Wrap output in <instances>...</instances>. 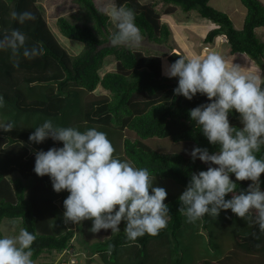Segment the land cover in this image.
Segmentation results:
<instances>
[{
    "label": "trees",
    "instance_id": "16d2710c",
    "mask_svg": "<svg viewBox=\"0 0 264 264\" xmlns=\"http://www.w3.org/2000/svg\"><path fill=\"white\" fill-rule=\"evenodd\" d=\"M209 1L114 3L134 11L142 37L155 45H166L171 40L169 26L161 21L162 14L183 12L189 16L195 12L217 25L203 39L205 45L225 36L230 54H244L264 71V42L256 32L264 28V4L240 0L246 16L243 28L237 30L229 16L211 7ZM72 3L78 14L59 17L56 26L64 38L82 45L76 55L59 44L37 0H0V36L19 29L26 35L28 47L42 49V54L32 59L20 55L18 65L9 51H0V96L4 99L0 120L15 125L10 132L0 131V224L4 219L17 220L19 228L36 234L31 246L33 261L45 253L67 258L75 237L63 216L68 192H55L47 175L40 177L33 171L37 151L63 145L51 138L41 144L29 141L34 127L51 119L58 126L81 131L95 127L105 132L114 155L148 169L154 186L167 192L164 203L170 218L157 235L146 234L129 241L123 221L119 232L102 229L95 235L91 249L100 264H264V233L254 223V213L243 219L231 210H222L217 217L205 214L189 223L178 212L179 196L191 174L208 167L199 159L193 161L188 153L193 147L207 148L210 153L218 150L189 117L190 109L210 101L201 94L192 100L174 94L177 78L163 75L162 54L112 46L109 38L114 26L94 0ZM159 5L166 6L163 13ZM25 10L35 18L17 23L11 13ZM180 56L173 52L167 61L171 64ZM108 57L115 60L114 70L101 74ZM260 85L264 87V81ZM98 87L108 94L96 93ZM229 122L241 127L235 111L229 114ZM152 139L170 140L175 147L171 152L160 151L148 143ZM255 154L264 158V145ZM231 178L237 192L246 191L251 183L235 181L234 175ZM260 180L264 190V174ZM100 233L105 236L100 237Z\"/></svg>",
    "mask_w": 264,
    "mask_h": 264
},
{
    "label": "clouds",
    "instance_id": "9594fccd",
    "mask_svg": "<svg viewBox=\"0 0 264 264\" xmlns=\"http://www.w3.org/2000/svg\"><path fill=\"white\" fill-rule=\"evenodd\" d=\"M105 14L114 26L110 43L129 49L140 46L142 34L135 24V13L109 0ZM19 24L34 19L30 11L11 13ZM0 51H9L18 65L22 55L32 59L42 54L38 46L28 47L26 35L12 29L0 36ZM177 78L174 94L192 100L197 94L209 103L189 110V117L218 150L193 147L190 157L208 165L206 171L192 173L179 196L180 212L186 222H196L205 214L217 217L222 210H231L240 218L251 217L264 233V158L256 152L264 145V87L256 77L243 75L237 65L228 67L216 53L186 58L180 56L165 72ZM4 99L0 96V107ZM239 114L241 127L230 125L229 114ZM12 121L0 120V131L10 132ZM51 138L62 147L35 153L33 171L40 177L47 175L57 193L67 191L63 201L65 223L79 224L91 220V233L111 230L117 233L124 222V234L129 241L144 235L155 236L167 226L169 207L164 203L167 192L154 186L146 168L135 167L114 155V148L103 131L95 127L83 131L72 126H58L51 119L34 127L29 141L41 144ZM214 165V166H213ZM235 181H251L246 191H236ZM232 194L230 199H226ZM13 221V225H14ZM12 235L0 234V264H34L31 246L36 234L20 228Z\"/></svg>",
    "mask_w": 264,
    "mask_h": 264
},
{
    "label": "rangeland",
    "instance_id": "374dc122",
    "mask_svg": "<svg viewBox=\"0 0 264 264\" xmlns=\"http://www.w3.org/2000/svg\"><path fill=\"white\" fill-rule=\"evenodd\" d=\"M154 1H157V0H143V3H150ZM37 2L42 7L44 11V17L47 21L49 29L52 32V34L55 36L59 44L63 48H65L69 53L73 55L78 54L82 48V45L78 42L71 41V40L64 38L59 33L57 26H56V20L59 17L64 16L67 18H71L72 15L78 14L77 6L72 3V0H37ZM94 2L100 10L105 12V8L109 0H94ZM165 7H166L165 5H159L158 6L159 12L163 13V10ZM182 15H185V13L178 12V14L176 15L173 14L172 18L178 21L182 17ZM170 31L172 34V31H173L172 28H170ZM261 31H264V29L261 28ZM194 35L195 34H193L190 37L191 40L197 41L200 47H202V41H200V39L198 37H195ZM172 36H171V40L173 43L175 41H173ZM258 36L260 38H263L264 40V32H259ZM171 40L169 44H171ZM224 44H226V42ZM172 45L178 48L177 44H172ZM166 46L168 45L166 44ZM206 46L212 47L211 45H206ZM134 49L141 50L143 52H149V53H159L162 50V47H160V45L157 46L149 42L145 37H143L140 46L135 47ZM208 54L209 53H206L205 56H207ZM181 55L187 58V55L184 54L183 52L181 53ZM249 60L253 62L251 59ZM114 63H115V60L113 59V57H108L105 60L104 66L101 69L100 73L104 74L105 72L113 71ZM253 63L262 71V69L260 68L261 65H257L255 62ZM262 73H264V71H262ZM96 93L108 94V92L104 91L101 87H98V89L96 90ZM148 143L160 151L171 152L175 147L170 140L152 139L148 141ZM13 221L15 222L14 225H13ZM18 224L19 223L17 220L4 219L2 223L0 224V231L2 232L3 235H12L14 234L13 228L15 229V231H18L20 229ZM67 226L75 231V237L72 240V244L70 245L68 252H66L67 258H66V255H58L55 253L43 254L39 259L34 261V264H67V263L68 264H73V263L74 264H100L98 260H96L97 259L96 255L93 253L91 249L92 243L95 241V235L97 234V233L95 234L91 233L89 231V229L92 226V221L84 220V221H81L79 224H73L71 222H68ZM79 227H81L80 229L82 230V234L79 233ZM99 236L103 237L105 236V234L100 233ZM63 259L65 260L62 261Z\"/></svg>",
    "mask_w": 264,
    "mask_h": 264
},
{
    "label": "crops",
    "instance_id": "0c3cea01",
    "mask_svg": "<svg viewBox=\"0 0 264 264\" xmlns=\"http://www.w3.org/2000/svg\"><path fill=\"white\" fill-rule=\"evenodd\" d=\"M259 1L264 4V0ZM209 4L216 10L227 14L232 20L235 29L241 30L243 28L244 19L246 16V8L243 6L240 0H210ZM172 16V14H162L161 16V21L165 24H168L169 28H172L173 31L171 36L173 35L172 39L175 41L172 43L171 40V44H169V41L167 44L168 46L160 45L162 50L159 53L162 54L161 64L164 76H166V69L170 65L167 61V57L173 52L180 55L183 52L187 55V58L196 56L203 58L205 57L206 53H216L225 59L229 68H231L233 65H237L243 75L256 77L260 81V84L264 80V73H262V71L244 54L236 53L232 55L229 53L225 36L217 37L213 45H211L212 47H207L205 44H203V39L207 33L210 30L217 28L216 24L194 12H192L189 16L186 14L182 15L178 21L173 19ZM256 32L258 35L259 32L264 31H261V28H258L256 29ZM193 34H195L194 36L198 37L200 41H202V47H200L197 41L191 40L190 37ZM261 40L264 42L263 38H261ZM225 42L226 44H224ZM172 44H177L178 48Z\"/></svg>",
    "mask_w": 264,
    "mask_h": 264
}]
</instances>
